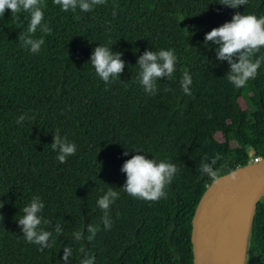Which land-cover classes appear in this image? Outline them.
Listing matches in <instances>:
<instances>
[{"label": "trees", "instance_id": "obj_1", "mask_svg": "<svg viewBox=\"0 0 264 264\" xmlns=\"http://www.w3.org/2000/svg\"><path fill=\"white\" fill-rule=\"evenodd\" d=\"M220 2L106 0L85 13L41 0L52 33L36 54L18 40L29 14L0 16V264H84L89 258L93 264H194L192 221L203 194L253 156L264 158V63L237 89L225 78L230 66L217 60L216 46L205 45L206 33L237 12L264 16V0L238 9ZM41 35L38 30L35 38ZM99 45L123 53L121 80L110 85L89 64ZM161 49L174 51L176 71L157 81L151 96L137 82V62L146 50ZM185 71L191 95L181 89ZM25 114L35 119L17 124ZM57 129L77 146L63 164L50 146ZM136 152L176 165L166 198L147 202L120 190L126 182L121 168ZM217 156L216 175L203 173L200 165ZM109 187L119 193L110 229L97 207ZM33 196L51 222L42 225L52 232L42 250L17 224ZM89 224L98 227L91 239ZM246 264H264V198Z\"/></svg>", "mask_w": 264, "mask_h": 264}, {"label": "clouds", "instance_id": "obj_2", "mask_svg": "<svg viewBox=\"0 0 264 264\" xmlns=\"http://www.w3.org/2000/svg\"><path fill=\"white\" fill-rule=\"evenodd\" d=\"M63 12H91L96 6L103 5L106 0H53ZM248 0H221L219 4L231 9H238L246 5ZM6 10H11L13 16L21 11L29 14L27 30L21 32L18 37L21 45L30 50L33 54L39 53L45 43L43 36L51 35L52 29L44 23V13L41 0H0V16H4ZM113 18L116 16L115 7ZM19 17L17 16V19ZM42 34L35 38L37 31ZM214 45L216 58L219 61H226L230 71L226 79L235 88L244 87L250 79H254L264 63V56L257 57L261 49H264V16L257 17L252 14H240L237 12L230 22L224 23L218 28L212 29L205 35V45ZM123 53H114L112 48L99 45L94 48L90 57V63L96 75L106 84L110 85L115 80H121V74L125 69V62L122 59ZM177 57L173 50L159 51L146 50L138 58L139 73L137 82L148 95L155 96L158 92L157 81L162 79L170 80L176 71ZM180 85L185 95H191L190 86L192 77L189 72H183ZM165 91H170L165 87ZM25 119L34 120L35 117H28L26 114L17 119V124H22ZM51 149L57 153V160L66 163L67 159L75 155L77 146L70 142L66 136H62L60 130L53 134ZM131 159L125 161L121 172L126 175V182L122 191L126 192L133 199L156 202L166 198V189L172 183L178 169L175 164L168 161H157L147 158L146 155L136 152ZM125 156L128 155L126 151ZM220 157L217 156L211 164L202 163L200 170L210 176H215L212 165ZM119 198L118 191L113 187L97 200V207L104 213L102 222L106 228H111L109 210L111 205ZM45 205L39 196H33L30 203L22 208V217L17 220L25 240L29 244H35L43 248L49 247V240L52 232L44 230L42 225H50L49 220L44 219L40 214ZM57 233L62 231L59 225L55 226ZM87 231L91 234L89 239L94 237L98 227L89 224ZM78 239L81 233L74 234ZM55 241H53L54 243ZM84 264H93L91 258L86 259Z\"/></svg>", "mask_w": 264, "mask_h": 264}, {"label": "water", "instance_id": "obj_3", "mask_svg": "<svg viewBox=\"0 0 264 264\" xmlns=\"http://www.w3.org/2000/svg\"><path fill=\"white\" fill-rule=\"evenodd\" d=\"M264 198V158L215 179L192 221L194 264H246L259 203Z\"/></svg>", "mask_w": 264, "mask_h": 264}, {"label": "built area", "instance_id": "obj_4", "mask_svg": "<svg viewBox=\"0 0 264 264\" xmlns=\"http://www.w3.org/2000/svg\"><path fill=\"white\" fill-rule=\"evenodd\" d=\"M253 156V155H252ZM263 157H254L252 158V161L251 163L252 164H257V163H260L262 161Z\"/></svg>", "mask_w": 264, "mask_h": 264}, {"label": "rangeland", "instance_id": "obj_5", "mask_svg": "<svg viewBox=\"0 0 264 264\" xmlns=\"http://www.w3.org/2000/svg\"><path fill=\"white\" fill-rule=\"evenodd\" d=\"M219 140L222 141V138L219 136ZM250 155H253L252 152L248 151Z\"/></svg>", "mask_w": 264, "mask_h": 264}]
</instances>
